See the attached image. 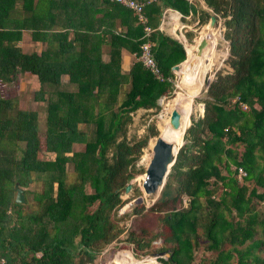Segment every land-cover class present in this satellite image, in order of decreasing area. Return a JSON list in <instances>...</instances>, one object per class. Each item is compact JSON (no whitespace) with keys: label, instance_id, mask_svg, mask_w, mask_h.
<instances>
[{"label":"trees","instance_id":"1","mask_svg":"<svg viewBox=\"0 0 264 264\" xmlns=\"http://www.w3.org/2000/svg\"><path fill=\"white\" fill-rule=\"evenodd\" d=\"M203 2L224 17L231 71L216 72L208 84L203 114L185 129L184 142L149 207L161 213V227L129 231L127 241L139 245L140 240L162 237L157 251L167 257L161 264H193L198 249L212 255L200 257L197 264H231L232 258L235 264H264V0ZM165 8L182 16L197 13L199 24L210 16L187 0L146 3L144 23L112 0H0L2 264H88L117 240L122 228L116 211L131 178L128 167L148 138L157 135L150 124L141 137L127 139L132 114L139 108L159 110L157 100L173 89L171 66L185 58L182 44L157 29ZM21 10L22 22L12 19ZM143 26L151 29L147 37ZM21 29L45 42L38 54L15 44ZM147 39L157 67L169 80H157L137 59ZM201 40L199 35L195 45ZM122 50L135 57L127 71L121 68ZM184 68L182 64L176 73ZM24 73L36 77L34 97L45 101L43 143L53 153L51 159L38 155L36 112L17 108L5 88L15 86ZM62 75L72 90L60 87ZM177 88L171 97L183 94ZM74 144L82 148L74 149ZM67 165L72 180L67 179ZM238 168L244 171L240 181ZM34 181L41 189L32 190L33 208L24 212L14 201L15 184L22 188ZM182 195L186 206L174 207ZM125 257L133 264H158L151 256H144L146 262L136 259L128 250L118 251L114 264H123Z\"/></svg>","mask_w":264,"mask_h":264},{"label":"rangeland","instance_id":"2","mask_svg":"<svg viewBox=\"0 0 264 264\" xmlns=\"http://www.w3.org/2000/svg\"><path fill=\"white\" fill-rule=\"evenodd\" d=\"M197 8L207 10L210 15H215V22L213 24H209V17L207 18L206 22L203 24L198 23L197 13L193 16L190 14L186 15L188 18H180V21H183L186 23L185 27V40H183L184 44H193L198 34L200 35L202 40H205V42L208 39V28L209 26L214 27L218 29L221 39L217 41L215 50L217 53L223 52V58H221V65L217 67H212L209 72L207 73L206 79H205V85L201 92L194 97V105L192 108V112L190 115L183 119V124L181 125V128L179 130V134L177 136L178 141L175 142V146H179V144L183 143V135L185 132V129L189 127L192 121L196 120L197 118L201 117L203 114V103L201 100L206 96V88L207 84L206 81L209 80V83L211 80L214 79L215 73L220 72L222 74L230 72L231 68L226 63L228 54H229V46L228 41L224 39V26H223V20L224 17L221 16L220 13H212L211 10L204 4L203 0H196L194 3ZM218 15V16H217ZM222 29V30H221ZM196 44V43H195ZM203 47V46H202ZM202 47L198 48V46L195 45L196 50L200 51ZM223 47V48H222ZM214 49V46L212 50ZM107 58V55L105 56V59ZM193 62L192 58H189V56L186 59V65H185V74L187 72V69H189L190 64ZM179 64V63H178ZM183 70V71H184ZM179 71V70H178ZM174 74V78L172 79V91L166 95L161 96L157 100V104L159 105V110L154 111V108H150L147 110L144 109H137L132 114V122L128 125L126 136L127 139H137L144 135L146 132L147 126L152 124L157 131V134H160L159 130H164L166 124L169 122V116L170 113H167L166 109L163 108L167 107V102L164 104L165 100L172 99L174 97H171L175 90H177V86L182 90L183 94L180 96H177V98H182V101L185 102L186 98L184 97V91L185 89V80L183 84H180V80L177 81V73L172 71ZM181 73V72H180ZM20 79V77H19ZM15 84V86H12L11 84H7L5 88L9 89V97H14L15 106L19 109L23 110H34L37 114V123H38V139H39V150L38 155L41 159H51L53 157V153L46 152L44 150V127H45V101H39L36 100L34 97L35 91L38 89V82L36 77L32 74H27L22 76V78ZM67 78L65 76L61 77V88L63 89H73L67 82ZM177 85V86H176ZM171 97V98H170ZM198 97V98H197ZM154 111V113H153ZM156 136H152L148 138L147 144L144 148H142L141 153L137 160L133 161L130 166L128 167V172L131 174V178L128 180L127 183H130V188L127 192H124V190L120 193V199H121V205L117 208L116 216L118 219L116 220L118 226L122 228V232L117 237V240L112 241L110 244H108L106 247H104L99 254L95 257L94 261L88 264H114V255L121 250H128L133 257L136 259H142L145 262L149 261L144 256H151L153 259L158 263H160L161 258L167 257V252L164 251H157V249L163 245L162 237H152L140 240L141 244H136L135 241L129 240L127 241V235L129 231H139L141 229L148 230V231H156L160 226V222H158V218L161 215V213L149 211V207L155 203V200L157 196L151 200L149 197L144 196V192L142 191V180L144 179V171L146 167V160L148 162L150 155H151V147L153 145L154 139ZM20 146L22 147L23 144L21 143ZM74 149H80L82 148V144H74ZM238 150H241V146H238ZM66 173H67V179L72 180L74 177V173L72 171L71 165L66 166ZM166 178V177H165ZM240 181V180H239ZM165 182V180H164ZM126 183V184H127ZM23 191V198L24 201L22 204V210L25 212L29 211L33 208L34 202L32 199V190L39 191L41 189V183L39 181H34L30 184L28 187H22ZM85 191L89 192L90 188L88 185L85 186ZM215 194H218V190L215 192ZM15 195V191H14ZM139 199V202L137 200ZM187 204V198L186 196H181V200L178 203H175L174 207H183ZM171 206L168 204L164 209H169ZM136 208L139 212L134 213V209ZM212 255L211 252H202L200 249H198L194 254L193 264H197L198 259L200 257H205V260H207ZM123 264H133L132 262H128L126 260V257L124 258ZM231 264H235V258L231 259Z\"/></svg>","mask_w":264,"mask_h":264},{"label":"bare ground","instance_id":"3","mask_svg":"<svg viewBox=\"0 0 264 264\" xmlns=\"http://www.w3.org/2000/svg\"><path fill=\"white\" fill-rule=\"evenodd\" d=\"M218 29L209 26L208 39L200 51L196 50L195 44H186L187 51L185 50V59L181 62L180 66L186 60L187 56L193 59V62L190 64L189 69H187L186 74H185V70L183 72L181 71L182 77H181L180 82L184 78L186 82L185 84L186 90L184 91L185 92L184 97L186 98V101L183 102L182 98L174 97L170 100L167 99L164 102L165 104L168 101L166 104L167 107H165V105L163 106V108L166 109L167 113H171V111L174 109L178 110L179 126L177 129L172 130L168 122L163 131L162 130L158 131L164 139L168 141H173L174 144L176 141H178L177 136L179 134L181 125L183 124V119L187 118L192 112V108L194 105V102H193L194 97L197 96L201 92V90L203 89L205 85V79H206L207 73L212 67H217L221 65V58H223V52L217 53V51L215 50L217 41L221 39ZM213 46H214V49L212 50ZM180 66H179V69H180ZM177 75L179 77V74ZM146 164H147V160H146ZM159 191L160 189L157 192L152 193V194L144 193V196L149 197L151 198V200H153L157 196Z\"/></svg>","mask_w":264,"mask_h":264},{"label":"water","instance_id":"4","mask_svg":"<svg viewBox=\"0 0 264 264\" xmlns=\"http://www.w3.org/2000/svg\"><path fill=\"white\" fill-rule=\"evenodd\" d=\"M209 24L215 22V15L209 16ZM205 45V40H201L198 44V48ZM185 52V47H183ZM185 59V58H184ZM182 62V61H181ZM174 64L171 66V70L176 72L181 64ZM209 84V80L206 81ZM169 125L172 130H175L179 126V112L178 110H172L169 116ZM179 146H175L173 141L164 139L160 134H157L153 145L151 147V155L145 167V178L142 180L141 186L145 194H152L157 192L164 184L166 174L169 167L173 164L175 155ZM130 183H127L124 187V192H127L130 188ZM22 188L15 184L14 201L16 203H22L24 201ZM139 202V199L137 200Z\"/></svg>","mask_w":264,"mask_h":264},{"label":"crops","instance_id":"5","mask_svg":"<svg viewBox=\"0 0 264 264\" xmlns=\"http://www.w3.org/2000/svg\"><path fill=\"white\" fill-rule=\"evenodd\" d=\"M19 5H20V1H18L16 3L17 7H19ZM173 13H176L177 15L175 17H173L172 16ZM24 16H25V12L23 10H21L18 14H11L12 19L15 17V19L18 18L21 22H22ZM180 18H186L187 19L188 17L182 16L179 12H177L173 9L165 8L160 15V19H159V23L157 25V29L159 31H161L162 33L176 39L178 42H180L182 44L183 47H185V50L187 51V49H186L187 46H186V44L183 43V40L186 41L184 32H185V27L187 25L183 21H180ZM120 29L121 28L119 26H117L116 30H120ZM198 39H199V34H198ZM198 39L196 41H194L193 44H195L198 41ZM15 44L23 52H27V53L35 52L38 54L45 47L44 41H42L40 39H31L30 31L28 29H21L20 30V38L16 41ZM104 48H106V47L104 46ZM105 56H106V54H103L102 57L105 59ZM187 57H186V59H187ZM134 59H135V57L133 54L128 53L125 50H122V52H121V68H122V70L127 71ZM185 62H186V60L182 64L186 65ZM183 70H181V71L183 72ZM27 74L29 75L30 73L22 74L20 76V79L22 78V76L27 75ZM63 76H65L67 78L66 75H62L61 77H63ZM20 79H19V81H20Z\"/></svg>","mask_w":264,"mask_h":264},{"label":"built area","instance_id":"6","mask_svg":"<svg viewBox=\"0 0 264 264\" xmlns=\"http://www.w3.org/2000/svg\"><path fill=\"white\" fill-rule=\"evenodd\" d=\"M121 4L122 6L130 9L135 15L137 20L140 23L145 22V17L143 15V6L153 0H112ZM189 3H194L196 0H187ZM144 36H148L151 29L148 26H143ZM180 39V38H179ZM137 59L140 60L142 65L148 69L151 74L159 81H163L164 79L169 80L168 77H164L163 74L160 72L159 68L157 67L153 56L151 54V41L148 39L141 43L140 45V52L137 56ZM240 106L244 109L246 106L244 104H240ZM244 175V171L241 168L237 169L236 178L238 180L241 179V176ZM0 263H3V260H0Z\"/></svg>","mask_w":264,"mask_h":264}]
</instances>
